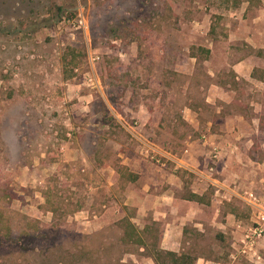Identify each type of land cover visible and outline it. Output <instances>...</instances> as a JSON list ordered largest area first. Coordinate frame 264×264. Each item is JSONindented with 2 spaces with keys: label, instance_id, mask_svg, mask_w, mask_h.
I'll return each instance as SVG.
<instances>
[{
  "label": "rangeland",
  "instance_id": "1",
  "mask_svg": "<svg viewBox=\"0 0 264 264\" xmlns=\"http://www.w3.org/2000/svg\"><path fill=\"white\" fill-rule=\"evenodd\" d=\"M250 34L264 37V0H0V264H151L140 248L118 243L116 220L132 214L137 226L145 221L123 208L129 180L116 169L157 165L145 145L177 156L188 147L204 165L207 130L181 117L185 108L206 115L213 107L203 101L210 80L188 58L189 46L213 47L215 81L229 84L223 88L240 98L231 106L248 113L253 85L232 83L226 69L254 55L244 41ZM260 117L248 146L258 160L264 108ZM187 173H179L184 196ZM261 173L254 192L264 203ZM212 193L211 186L203 191L200 225L178 229V249L255 264L228 256L230 241L254 224L249 206L215 203L213 220ZM226 210L243 222L237 232ZM262 228L264 259V220Z\"/></svg>",
  "mask_w": 264,
  "mask_h": 264
},
{
  "label": "crops",
  "instance_id": "2",
  "mask_svg": "<svg viewBox=\"0 0 264 264\" xmlns=\"http://www.w3.org/2000/svg\"><path fill=\"white\" fill-rule=\"evenodd\" d=\"M257 28L254 27L255 31ZM258 33L261 35L260 32ZM244 41L248 48L253 50L250 53L254 55L247 54L235 59L226 71L232 83L237 84V81H243L253 85L251 99L248 101V113L231 106L235 105V101H239L240 98L237 99V95L233 97L235 90L223 88L229 84L215 81L219 69L216 68L217 60L210 44L203 46L209 50L207 56L195 58L188 55L193 66L195 63L203 64V72L210 80L209 87L206 88L208 92L203 94V101L213 105L209 113L203 115L198 108H185L181 116L190 123L191 127L198 126L207 130V133L202 134L200 138L202 147H207L204 165L199 168V156H193L194 154L189 153L190 149L186 147L179 156L166 152L171 158L169 161L171 168L164 167L165 165L147 164L145 170H142L136 166H130L129 171H133L137 176L127 181L121 203L133 207L134 216L145 221L144 223L150 219L160 221L162 225L160 247L163 249L179 250L178 229L180 230L182 225L188 222H192V225H200L198 211L201 205L208 204L187 199L186 195H181L185 189L179 174L181 171L188 172L187 175L190 178L188 193L200 196L207 186L213 187V193L209 197L212 212L210 217L213 220L217 215L215 212L220 208L215 203L224 205L231 199L241 206L248 205L251 211L250 219L256 218L254 206L244 200L245 194L251 193L259 201L258 204L262 202V198L255 193V188L261 186L258 180L262 174L261 170L264 171V159L258 160L251 156L248 146L252 143L253 135L262 128L260 114L264 108V57L262 55L264 37L250 34L245 36ZM256 50H260L259 55L255 52ZM211 87H214L213 92L210 91ZM192 142L194 140H191ZM123 164L127 166L129 161ZM243 180L249 181L250 185ZM221 214H224V218L228 221L226 224L231 226L230 230L237 232L235 228L242 227L243 222L234 210H226ZM242 238L243 235H240L235 241H230V245H233L235 250V252L230 251L228 255L231 260H235L238 255L243 256L238 252ZM254 249L259 256L257 263H263V248L259 246V242ZM249 259L253 260V258ZM196 263L226 264L218 259L199 256ZM151 264H153L152 261Z\"/></svg>",
  "mask_w": 264,
  "mask_h": 264
},
{
  "label": "trees",
  "instance_id": "3",
  "mask_svg": "<svg viewBox=\"0 0 264 264\" xmlns=\"http://www.w3.org/2000/svg\"><path fill=\"white\" fill-rule=\"evenodd\" d=\"M212 29V26H210L209 32H212ZM189 49V55L195 58L205 57L209 51L207 48L199 45H191ZM255 52L257 55L260 54V50H256ZM116 171L119 175L125 173L126 180L129 181L133 180L135 177L134 174L124 166L120 169H116ZM186 196L187 199L208 203V200H204L202 194L199 196L189 192ZM45 201L48 202L46 196ZM123 208L128 209L125 205H123ZM47 209L51 212L54 211L53 207ZM132 216V214L124 215L114 222V225L120 229L118 243L124 247V250L129 251V247H134L135 249L140 248L144 255L148 256L154 264H197L196 259L198 256L184 248L171 251L160 247L162 225L159 221L150 219L139 227L131 221Z\"/></svg>",
  "mask_w": 264,
  "mask_h": 264
},
{
  "label": "built area",
  "instance_id": "4",
  "mask_svg": "<svg viewBox=\"0 0 264 264\" xmlns=\"http://www.w3.org/2000/svg\"><path fill=\"white\" fill-rule=\"evenodd\" d=\"M89 80H91L90 77ZM145 146L147 148H145L144 150V155L147 156L155 164L163 166L166 162H169L171 160L166 152L153 146ZM245 195L246 196L244 201L254 206L256 218L255 220H253L254 224H251L244 230L241 246L238 249V252L239 254L247 255L248 259L253 258V260L251 261L257 264L259 256H257L254 247L257 241L262 237L263 233L262 222L264 220V203L260 202V204H258L259 201L251 193Z\"/></svg>",
  "mask_w": 264,
  "mask_h": 264
}]
</instances>
